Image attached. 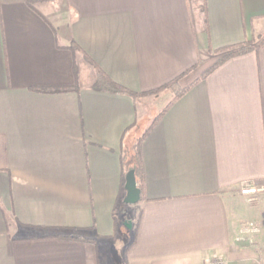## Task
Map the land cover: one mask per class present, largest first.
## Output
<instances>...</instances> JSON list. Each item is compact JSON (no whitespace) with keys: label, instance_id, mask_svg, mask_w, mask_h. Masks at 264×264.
<instances>
[{"label":"crops","instance_id":"crops-1","mask_svg":"<svg viewBox=\"0 0 264 264\" xmlns=\"http://www.w3.org/2000/svg\"><path fill=\"white\" fill-rule=\"evenodd\" d=\"M201 5L0 0V264H264V192H241L264 185V0ZM239 42L179 98L160 90ZM158 102L143 198L121 205V152ZM77 229L95 241L61 237Z\"/></svg>","mask_w":264,"mask_h":264},{"label":"trees","instance_id":"trees-1","mask_svg":"<svg viewBox=\"0 0 264 264\" xmlns=\"http://www.w3.org/2000/svg\"><path fill=\"white\" fill-rule=\"evenodd\" d=\"M264 41V37L261 38L259 43H262ZM252 46L249 45L247 42H239L234 43L230 45H226L220 48L215 49V54L217 55L216 59L210 63L206 69H204L199 77H195L193 80L188 82L185 85H181L180 80L181 77H183L186 73H182L181 75L177 76L176 78L172 79L168 83H166L161 89L168 90L172 93L173 97L170 102L174 101L175 99L179 98L181 95H183L186 91H188L195 83H197L199 80L205 78L211 71H213L216 67L223 64L227 60L243 55L249 51L252 50ZM98 89H104L110 92L114 93H122L131 96L132 98L136 97V94L132 91L114 83L112 80H110L105 74L99 72L96 84L94 85ZM71 87L69 86H62V87H32L33 90L39 91V92H61V91H67ZM159 90V89H158ZM157 90V91H158ZM169 102V103H170ZM160 111L157 116L152 121L151 125L140 135L136 138V140L133 142V145L131 149L133 150V153H126L122 150L120 155V170H121V187L123 190V185L125 182V176L129 170H133L134 177L136 180V184L138 188L141 191V199L143 198V191H144V165L142 160V141L150 128L155 124V122L160 118L161 114L166 110L167 106ZM120 204L123 205V195L120 198ZM118 228V212L114 210V232L112 234L115 235V232ZM85 230L89 229H77L74 232L66 235H61L62 238L67 239H73V240H87L94 242V239H91L88 237V233Z\"/></svg>","mask_w":264,"mask_h":264},{"label":"rangeland","instance_id":"rangeland-1","mask_svg":"<svg viewBox=\"0 0 264 264\" xmlns=\"http://www.w3.org/2000/svg\"><path fill=\"white\" fill-rule=\"evenodd\" d=\"M190 2H191L192 8H194V9H195V7L199 8V7L202 6L201 5V0H190ZM194 13H195V11H194ZM216 57H217V55L215 53H214V55H211V56H208V55L201 56L199 58L198 65H196V67H194V69H192L191 71L186 73L183 77H181V80H180L181 85H185L188 82H190L191 80H193L195 77H199L200 73L204 69H206V67L210 63H212L216 59ZM170 98H171V95L169 94V95L166 96V98L164 100H169ZM162 106L158 102L156 104V109H154L153 107H152L153 109H149V107H148V112H147L148 114L145 115V118H143V120L139 124L136 133H134V137H131L130 139H127L126 149H125L126 153H133V150L131 149V147L133 145V142L136 140V138L139 135L142 134V132L145 130V128L154 120L155 115L161 110ZM249 195H251V194H249ZM252 195H254V194H252ZM119 215L121 216L122 219H124L127 216H130V212L127 210V208L126 209L122 208L121 212H119ZM128 225H129V223H128ZM128 225H127V227H128ZM123 228H125V227H123ZM121 249H122V247H119V244L117 243L116 250H115L116 251V255H115L116 257L119 256V255L122 257L123 252H122Z\"/></svg>","mask_w":264,"mask_h":264},{"label":"water","instance_id":"water-1","mask_svg":"<svg viewBox=\"0 0 264 264\" xmlns=\"http://www.w3.org/2000/svg\"><path fill=\"white\" fill-rule=\"evenodd\" d=\"M124 190H125V194L123 197L124 204L133 205L140 200L141 191L136 184L133 170H129L125 176Z\"/></svg>","mask_w":264,"mask_h":264},{"label":"built area","instance_id":"built-area-1","mask_svg":"<svg viewBox=\"0 0 264 264\" xmlns=\"http://www.w3.org/2000/svg\"><path fill=\"white\" fill-rule=\"evenodd\" d=\"M241 192L243 194H256V193H263L264 192V185L260 187H245L242 188ZM201 264H224V261L221 257H215L212 259H208Z\"/></svg>","mask_w":264,"mask_h":264}]
</instances>
